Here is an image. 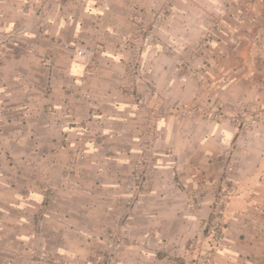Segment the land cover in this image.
<instances>
[{"label":"crops","instance_id":"0c3cea01","mask_svg":"<svg viewBox=\"0 0 264 264\" xmlns=\"http://www.w3.org/2000/svg\"><path fill=\"white\" fill-rule=\"evenodd\" d=\"M169 1L77 0L65 11L43 13L25 41L18 38L9 46L12 63L28 70L27 79L40 94L21 90L20 78L6 82L0 77L1 89L12 100L0 111V264H97L99 244L120 209L116 202L133 168L137 134L147 122L137 106L111 87L122 77L132 51L127 41L137 13ZM242 1L235 0L228 10L222 0L173 1L170 22L159 33L177 45L198 29L196 6L209 15L222 13L225 24L215 33L219 39L207 51L206 62H198L207 68L201 93L226 101L264 102L259 45L264 43V0L252 4L251 26L240 34ZM24 2L0 0V22L6 19L13 29L25 19L19 11ZM4 5H9V18ZM163 48L147 45L143 56L161 88L156 97L172 105L185 96L192 99L199 92L197 84L179 76ZM82 49L89 54H80ZM93 53L97 56L92 58ZM68 89L101 100L103 111L79 123L88 115L79 103L72 111L75 119L55 121L54 107ZM158 125L166 126L165 144L172 153L158 151L152 186L134 202L129 236L136 245L127 243L119 264H162L163 257L142 244L148 234H156L160 242L192 244L219 208L224 231L212 264H264V120L247 126L248 135L236 141L239 168L232 174L220 154L235 138L233 126L175 117ZM77 137L86 140L85 164L71 153ZM192 163L202 171L194 173ZM177 171L187 173L182 177L187 188L175 179Z\"/></svg>","mask_w":264,"mask_h":264},{"label":"rangeland","instance_id":"374dc122","mask_svg":"<svg viewBox=\"0 0 264 264\" xmlns=\"http://www.w3.org/2000/svg\"><path fill=\"white\" fill-rule=\"evenodd\" d=\"M77 0H25L20 5L19 11L22 16L25 15V19L21 17L20 21L15 22L12 29L11 26L7 25V20L4 19L0 22V70L3 72L0 77L5 78L6 82L10 79L20 78L21 90L25 93L33 92L32 95L40 94L35 87L31 79H27V69L16 68L15 64L11 61V43L21 39V42L25 41V37L32 28L34 22L48 10L54 11H65L66 8H72V5ZM173 1L170 0L168 4L163 5L160 9H151L148 12H138L134 18L132 34L128 38L127 43L131 46L132 51L129 53L127 60L122 68L123 74L117 79L112 85L111 89L116 90L119 94H122L127 102L131 105L137 106L147 117V122L142 126V129L137 134L138 136V149L135 153L133 160V168L128 176L126 182L123 185V191L120 195V199L116 202L117 210L115 220L112 218V223L109 225L106 236L102 238L99 244L97 255V264H119L121 253L125 250V246L129 242H134L135 239L129 236V226L131 225L132 214L135 211V205L129 208L126 204L127 194H130L128 183L131 180V176L135 169H137L138 161L142 157L146 156L152 160L154 165L157 163L158 151L160 149L167 153H172L171 148L165 144L166 140V126L160 128L158 125L160 122L164 124L170 117H175L181 120L188 118H200L205 121L211 122H224L233 126L236 129L234 140L230 143L229 147L223 150L221 157L223 156L227 160V172L234 173L239 166L235 165V158L239 157L236 150V141L241 137V140L246 137L247 132L245 128L247 126H253L254 123L264 120V102L249 100V101H226L217 98H212L210 95H204L201 93L202 85H206L205 76L207 68L203 65L199 66L198 62H206L207 51L210 47L216 43L219 39L215 36V33L220 31L223 25V14L215 13L209 15L207 12H203L202 6H196L197 12L201 16L198 17L197 31L193 36H182L179 39L177 45L170 44L164 41L160 36V28L163 25L168 24L169 16L171 13V4ZM256 0H245L242 1L243 14L241 15V21L239 20V33L244 34L246 32L245 27L251 26L249 20L250 10L252 4ZM224 9L228 10L235 4V0H222ZM55 3L57 5H52ZM241 3V2H240ZM70 4V5H69ZM9 5L3 6L4 17L8 18L6 11ZM263 37V36H262ZM261 37V40L264 39ZM20 38V39H18ZM25 38V39H23ZM264 42V41H263ZM16 44V43H15ZM161 44L164 48L165 54L168 55L169 59H172L178 68V74L180 77H190L197 84L199 92L192 99H187L185 96L181 99V102L176 105L170 104L168 101L163 99L159 100L156 94L159 93V88L156 80L153 78V71L144 65V51L147 45ZM260 48L263 50L260 53V58L264 57V43L260 42ZM84 50V54L89 52L88 49ZM80 51V50H79ZM89 54V53H88ZM27 55V54H25ZM93 56H97V53H93ZM94 57V58H95ZM29 59V57L27 58ZM32 60V58H30ZM26 61V60H25ZM19 66V65H17ZM31 83L30 87H27L26 83ZM199 87V88H198ZM0 85V111L8 109L11 106L12 100L7 98V93L1 89ZM5 88H8L5 86ZM48 88V86H46ZM161 89V88H160ZM48 91V89H45ZM161 93V92H160ZM160 96V94H159ZM158 99V100H155ZM19 102L18 98H15L13 102ZM86 106L88 115L80 118L79 123L85 124V121L91 114L101 113L104 109V104L101 100L95 99L93 96L86 95L81 90L68 89L64 96L60 106L54 107V120L61 122L65 118H71L75 116L72 111L78 104ZM86 115V114H85ZM75 119V117H74ZM78 120V119H77ZM245 136V137H244ZM77 145H72L73 149L71 153H74L80 163L85 164L87 160V146L86 140L77 137ZM151 161V162H152ZM157 167V165H156ZM155 167V168H156ZM194 169V173H200L202 168L197 163L191 164ZM84 171V170H83ZM156 172V169H155ZM186 176L187 173L175 174V179H178L179 184L182 187L187 188L185 179L182 177ZM153 181H150L152 186ZM189 183V182H188ZM149 186V187H150ZM149 187L144 190L138 197L135 198V203L139 198L149 191ZM199 188V187H198ZM197 188V189H198ZM194 190H196L194 188ZM198 192V191H197ZM199 193V192H198ZM134 200V199H133ZM129 209V213L125 214V210ZM121 210V211H120ZM219 210V211H218ZM220 208L215 209L212 216L209 218L210 222L207 223L205 228L200 229L199 234L194 238L192 244L179 245L175 241L164 240L160 242L156 234H148L146 240L142 243L144 248L153 251L155 256L163 257L162 264H212L213 254L218 251V246L223 239V221L219 220ZM208 219V220H209ZM112 229H119L123 234L124 242L122 247L117 251L110 253L106 248V241L108 234ZM207 237V239L205 238ZM138 243V242H137ZM113 251V250H112ZM112 254V255H110ZM155 257V258H156ZM210 261H209V260ZM209 261V262H207ZM65 264V263H61ZM150 264H159L157 261H152Z\"/></svg>","mask_w":264,"mask_h":264},{"label":"built area","instance_id":"2783aa9c","mask_svg":"<svg viewBox=\"0 0 264 264\" xmlns=\"http://www.w3.org/2000/svg\"><path fill=\"white\" fill-rule=\"evenodd\" d=\"M83 52L84 50H81L79 53L82 54ZM151 161L152 160L148 159L146 156L138 161L137 169L133 172L131 180L128 183L130 194H127L126 204L129 205V208H132L134 205L135 198L150 186V181L152 180L156 169V165ZM123 242L124 239L121 230L112 229L108 234V239L105 244L106 248L109 249L107 251H111L110 253H113L114 251L117 252L122 247Z\"/></svg>","mask_w":264,"mask_h":264}]
</instances>
